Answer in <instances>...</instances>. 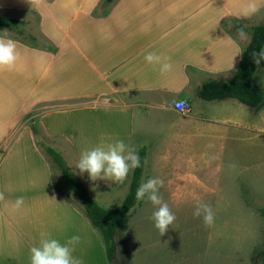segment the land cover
<instances>
[{
    "label": "crops",
    "instance_id": "crops-1",
    "mask_svg": "<svg viewBox=\"0 0 264 264\" xmlns=\"http://www.w3.org/2000/svg\"><path fill=\"white\" fill-rule=\"evenodd\" d=\"M101 1L0 0V10L37 13L50 45L15 42L14 67L0 69V146L7 143L0 164L10 158L7 170H0V264H29L41 231L62 243L78 235L74 255L83 264H108L98 231L54 191L36 137L49 145L66 142L75 160L101 141L145 147L143 176L176 186L202 167L198 151L204 144L234 138L230 128L237 120L250 130L264 118L262 109L252 112L259 108L237 99L197 96L204 82L233 78L251 38L233 27L256 26L248 21L264 14V0H254L259 11L250 17L238 15L249 0H114L100 16ZM147 52L167 58L171 69L161 73L159 64L146 63ZM177 100L189 104L188 112L175 109ZM84 178L101 188L119 184L90 180L86 172ZM17 198L22 203L14 207Z\"/></svg>",
    "mask_w": 264,
    "mask_h": 264
},
{
    "label": "rangeland",
    "instance_id": "rangeland-1",
    "mask_svg": "<svg viewBox=\"0 0 264 264\" xmlns=\"http://www.w3.org/2000/svg\"><path fill=\"white\" fill-rule=\"evenodd\" d=\"M104 8L101 2L95 14L101 16ZM260 14L248 24H263L264 14ZM0 15L26 20V31L36 36L37 41L27 37L29 42L23 43L21 40L24 37L10 33L3 38L8 37L29 47L50 46L40 31L37 13L5 9L0 10ZM232 26L230 23L229 28ZM0 74L4 72L0 70ZM253 79L254 85L264 93V61L257 66ZM4 99L0 95V102ZM263 106L264 101L259 109L253 108L256 110L252 112L260 109L264 112ZM39 112L37 110L30 116ZM227 116L222 114V117ZM239 123L237 120L231 125L234 138L202 146V150L198 151L202 167L194 170V176H188L189 181L176 186L161 185L160 195L175 215L174 222L164 235L160 236L152 226V205L138 201L130 220L117 236L119 264H264V255L259 253L264 241V218L260 214L264 208V118H259L258 128L252 126L250 130L240 129ZM6 144L0 146L1 157L5 154ZM51 146L63 154L69 169L86 181L90 195L102 207L122 203L129 192L133 170L112 189L97 187L87 182L79 170H73L75 158L66 142H51ZM9 161L10 158L0 164L1 173L7 170ZM54 171L58 181L60 172L57 168ZM146 179L142 176L141 183ZM197 200L211 206L214 216L211 226H204L199 217L193 216ZM100 242L103 244L101 236Z\"/></svg>",
    "mask_w": 264,
    "mask_h": 264
},
{
    "label": "trees",
    "instance_id": "trees-1",
    "mask_svg": "<svg viewBox=\"0 0 264 264\" xmlns=\"http://www.w3.org/2000/svg\"><path fill=\"white\" fill-rule=\"evenodd\" d=\"M101 2L105 6L103 13V16H105L109 12L114 0H102ZM27 24L28 22L24 19L0 15V37L10 33L13 34L12 36L24 37L21 40L23 43L29 42L26 39L27 37L31 41H37L36 36L26 31L25 27ZM233 32H250L251 34L248 45L243 48L242 56L233 78L228 82L219 80L206 81L197 89V96L205 101L228 98L237 99L249 107L257 108L262 105L264 94L253 85L257 65L252 62L251 54L253 51H259L261 47H264V23L253 26L250 30L237 24L233 27ZM33 46L37 48V46ZM49 50L53 52L55 49L50 48ZM34 131L38 133L35 127ZM36 144L49 161L54 175V191L74 202L73 204L100 234L109 264H119L117 236L127 225L131 218V213L138 203L134 194L141 183L144 173L147 149L142 147L138 150L140 166L132 172L129 192L122 203L105 208L92 198L84 182L69 169L60 151L49 145L43 138L36 137ZM56 168L60 172V179L58 181L56 180L54 171ZM260 214L264 218V208L260 211ZM259 253L264 255V241Z\"/></svg>",
    "mask_w": 264,
    "mask_h": 264
},
{
    "label": "clouds",
    "instance_id": "clouds-1",
    "mask_svg": "<svg viewBox=\"0 0 264 264\" xmlns=\"http://www.w3.org/2000/svg\"><path fill=\"white\" fill-rule=\"evenodd\" d=\"M259 11L254 0H249L245 7L238 12L239 16L250 17ZM239 35V34H238ZM16 43L12 39H0V69H11L18 59ZM251 59L259 66L264 61V47L259 51H253ZM148 64H159V71L166 73L171 69V64L165 58L152 52L144 55ZM180 107L179 104L176 105ZM140 166L138 151L122 140L101 141L93 147L80 152L78 158L72 165L73 170H79V174L85 172L90 180L108 179L116 183H122L128 176L130 170ZM163 181L158 177H150L139 184L135 191L137 201H146L153 207L150 219L152 226L160 236L164 235L175 220V215L160 195V187ZM22 203V198H17L14 207ZM193 216L199 217L204 226H211L214 220L210 205L197 200L193 209ZM80 237L72 235L62 243L59 239L46 231H41L38 241L29 249V264H83V261L74 251Z\"/></svg>",
    "mask_w": 264,
    "mask_h": 264
},
{
    "label": "built area",
    "instance_id": "built-area-1",
    "mask_svg": "<svg viewBox=\"0 0 264 264\" xmlns=\"http://www.w3.org/2000/svg\"><path fill=\"white\" fill-rule=\"evenodd\" d=\"M177 104L180 105L179 108L176 107ZM173 105H174L175 109L180 113H186L189 110V104L184 100H177L174 102Z\"/></svg>",
    "mask_w": 264,
    "mask_h": 264
}]
</instances>
